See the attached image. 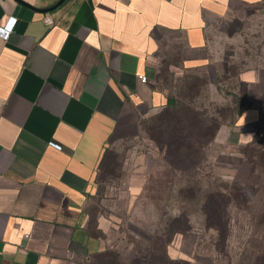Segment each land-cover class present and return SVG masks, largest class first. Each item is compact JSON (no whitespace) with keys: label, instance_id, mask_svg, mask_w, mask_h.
I'll list each match as a JSON object with an SVG mask.
<instances>
[{"label":"crops","instance_id":"obj_1","mask_svg":"<svg viewBox=\"0 0 264 264\" xmlns=\"http://www.w3.org/2000/svg\"><path fill=\"white\" fill-rule=\"evenodd\" d=\"M23 1L0 0V25L17 18L0 36V264H82L107 248L90 208L114 145L172 104L165 75L222 71L210 29L264 0ZM262 76L248 67L238 82ZM260 115L244 107L229 139L249 142Z\"/></svg>","mask_w":264,"mask_h":264},{"label":"rangeland","instance_id":"obj_2","mask_svg":"<svg viewBox=\"0 0 264 264\" xmlns=\"http://www.w3.org/2000/svg\"><path fill=\"white\" fill-rule=\"evenodd\" d=\"M247 13L210 29V53L222 71L165 75L172 104L145 117L138 140L114 145L90 208L107 248L82 264H132L158 257L165 244L170 257L190 264L264 257V9ZM254 66L263 78L250 89L238 73ZM252 105L261 115L246 127L251 140L234 142L240 112ZM137 177L142 194L130 188ZM210 192L217 194L206 209ZM209 222L227 224L225 240ZM178 228L184 231L174 233Z\"/></svg>","mask_w":264,"mask_h":264},{"label":"trees","instance_id":"obj_3","mask_svg":"<svg viewBox=\"0 0 264 264\" xmlns=\"http://www.w3.org/2000/svg\"><path fill=\"white\" fill-rule=\"evenodd\" d=\"M216 194L217 193H215V192H210L208 194V196H207V200L208 201L205 203L206 209L208 207V202L210 201V199L214 198L216 196ZM206 211H207V213H209L208 210H206ZM208 218L209 219L211 218V214L209 215ZM208 226L217 229L219 235H221L222 239L225 240V238L227 236V231H228L227 224H214L213 222H209L208 223ZM173 231H174V233H176V232H183L184 231V228H178V229H175V230L173 229ZM159 247L161 249H163V253H161V254L159 253V256L158 257H157V255H155L152 259H147V256L137 257L135 259L134 263H132V264H190V261L189 260H185V259H181V258L178 259V258H172V257H170L168 255L167 251H166V244L163 245V247L161 245ZM98 254H100V255L103 254V251L100 252V253H98ZM250 264H264V257L263 256H258V258L254 262H252Z\"/></svg>","mask_w":264,"mask_h":264},{"label":"built area","instance_id":"obj_4","mask_svg":"<svg viewBox=\"0 0 264 264\" xmlns=\"http://www.w3.org/2000/svg\"><path fill=\"white\" fill-rule=\"evenodd\" d=\"M16 20H17L16 17H10L4 26L0 25V36L2 38H7L9 36L10 32L12 31L15 25ZM49 21L51 22V20ZM142 78L146 80V77H142Z\"/></svg>","mask_w":264,"mask_h":264},{"label":"water","instance_id":"obj_5","mask_svg":"<svg viewBox=\"0 0 264 264\" xmlns=\"http://www.w3.org/2000/svg\"><path fill=\"white\" fill-rule=\"evenodd\" d=\"M19 1H21L22 3H25L26 4V2H24L23 0H19ZM63 0H60V2L58 3V4H60L61 2H62ZM57 4V5H58ZM54 7H56V6H53V7H51V8H45V9H42L43 11H49V10H51L52 8H54Z\"/></svg>","mask_w":264,"mask_h":264}]
</instances>
